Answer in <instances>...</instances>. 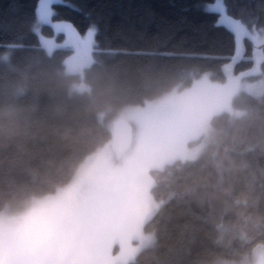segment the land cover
Wrapping results in <instances>:
<instances>
[{"label": "trees", "instance_id": "trees-1", "mask_svg": "<svg viewBox=\"0 0 264 264\" xmlns=\"http://www.w3.org/2000/svg\"><path fill=\"white\" fill-rule=\"evenodd\" d=\"M36 4L0 0V213L69 184L113 140L109 116L124 107L203 77L221 83L214 90L237 76L264 77L260 0L57 1L54 20L74 22L79 33L95 28V56L81 74L65 71L76 66L69 47L41 45ZM218 10L257 37L219 23ZM42 30L54 32L50 24ZM81 82L86 89H71ZM232 106L241 112L212 117L221 136L197 158L150 171L160 206L144 228L154 241L129 264L238 261L264 244V91L243 90Z\"/></svg>", "mask_w": 264, "mask_h": 264}, {"label": "rangeland", "instance_id": "rangeland-1", "mask_svg": "<svg viewBox=\"0 0 264 264\" xmlns=\"http://www.w3.org/2000/svg\"><path fill=\"white\" fill-rule=\"evenodd\" d=\"M219 23L238 36L257 37L225 12H221ZM42 24H50L53 34H45ZM34 30L47 51L58 47L72 50L76 66L66 68L68 73H83L95 56L93 27L79 33L73 25L54 20L53 16H37ZM219 84L207 77L199 78L191 86L145 104L124 107L109 116L112 128L120 118L132 125L129 150L116 158L109 141L87 157L69 184L33 199L19 210L0 213V264L133 261L154 241L153 233L144 228L160 206L151 193L150 171L177 159L197 158L221 136L211 125L212 117L226 111L240 113L232 106L239 92L261 95L264 91V77L250 81L237 76L229 85L214 90ZM211 85H215L213 90L205 93ZM86 87L81 82L71 89ZM99 115L101 119L108 117L107 111ZM216 264H264V244L256 245L241 260Z\"/></svg>", "mask_w": 264, "mask_h": 264}, {"label": "water", "instance_id": "water-1", "mask_svg": "<svg viewBox=\"0 0 264 264\" xmlns=\"http://www.w3.org/2000/svg\"><path fill=\"white\" fill-rule=\"evenodd\" d=\"M114 138L111 146L116 158H121L133 143L132 125L124 118L114 123Z\"/></svg>", "mask_w": 264, "mask_h": 264}, {"label": "snow or ice", "instance_id": "snow-or-ice-1", "mask_svg": "<svg viewBox=\"0 0 264 264\" xmlns=\"http://www.w3.org/2000/svg\"><path fill=\"white\" fill-rule=\"evenodd\" d=\"M56 2L57 0H37L36 7L34 8V14H36L38 17L41 18L45 16L55 15V8L53 5ZM260 2H261V11H264V0H260ZM65 23L69 24L70 26L75 24L70 20H65Z\"/></svg>", "mask_w": 264, "mask_h": 264}, {"label": "flooded vegetation", "instance_id": "flooded-vegetation-1", "mask_svg": "<svg viewBox=\"0 0 264 264\" xmlns=\"http://www.w3.org/2000/svg\"><path fill=\"white\" fill-rule=\"evenodd\" d=\"M66 264H84V262H71V263H66Z\"/></svg>", "mask_w": 264, "mask_h": 264}]
</instances>
